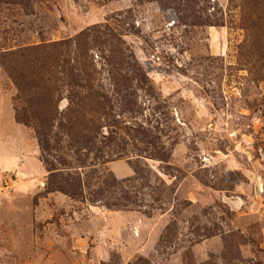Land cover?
Wrapping results in <instances>:
<instances>
[{
	"label": "rangeland",
	"instance_id": "rangeland-1",
	"mask_svg": "<svg viewBox=\"0 0 264 264\" xmlns=\"http://www.w3.org/2000/svg\"><path fill=\"white\" fill-rule=\"evenodd\" d=\"M104 23L147 80L136 113L113 97L117 131L139 125L153 142L85 168L65 148L74 167L63 171L79 173L82 193L46 192L0 64V264H264V0L0 2L3 50ZM90 54L108 90L106 53Z\"/></svg>",
	"mask_w": 264,
	"mask_h": 264
},
{
	"label": "trees",
	"instance_id": "trees-1",
	"mask_svg": "<svg viewBox=\"0 0 264 264\" xmlns=\"http://www.w3.org/2000/svg\"><path fill=\"white\" fill-rule=\"evenodd\" d=\"M23 1L0 0L12 5ZM153 1L162 6L178 1L181 6L188 7L193 0L185 3L183 0ZM5 46L0 40V64L4 65L16 91L13 97L16 104L14 117L16 121L29 125L34 132L48 172L46 192L60 191L73 198L82 193L79 173L66 171L74 166L61 154L65 148L73 160H77L75 167L85 168L90 157L92 160L102 158L104 163L113 160L111 156L115 159L129 157V144L143 143V150L147 149V144H152L150 129L124 123L123 131H117L121 123L113 114V97L123 110L121 114L136 113L135 89L147 80L133 55L123 48L119 34L107 23L91 26L58 41L41 40L39 44L28 46L16 43L13 49L3 50ZM90 50L106 53L103 57L108 90ZM63 99L68 103L60 110L59 104ZM104 127L109 129L107 134L102 131ZM106 148L112 151L107 152ZM105 156L110 158L104 160ZM150 156L160 160L164 158ZM135 171H138L136 167ZM132 180L136 177L127 182ZM104 183H108L106 178ZM103 191L100 189L94 194L100 197Z\"/></svg>",
	"mask_w": 264,
	"mask_h": 264
}]
</instances>
